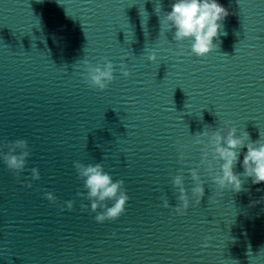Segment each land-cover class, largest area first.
I'll return each instance as SVG.
<instances>
[{"label":"water","instance_id":"1","mask_svg":"<svg viewBox=\"0 0 264 264\" xmlns=\"http://www.w3.org/2000/svg\"><path fill=\"white\" fill-rule=\"evenodd\" d=\"M174 2L0 0V142L24 139L30 150L18 179L0 159V264H264V182L243 175L247 149L234 166L239 193L217 195L200 167L205 194L193 206L189 175L201 157L196 133L226 122L249 133L245 144L264 133V0H217L229 15L217 48L199 58L190 39L177 43L160 24ZM101 57L114 68L103 91L81 78L82 61ZM177 141L188 145L183 162ZM74 161L101 163L124 181L123 215L97 223L81 211L90 202L76 195L86 190ZM178 169L189 198L183 216L173 211Z\"/></svg>","mask_w":264,"mask_h":264},{"label":"clouds","instance_id":"2","mask_svg":"<svg viewBox=\"0 0 264 264\" xmlns=\"http://www.w3.org/2000/svg\"><path fill=\"white\" fill-rule=\"evenodd\" d=\"M155 11L160 14V6L156 7ZM228 15V10L219 4L217 0H175L171 5V11L165 12L161 16L160 24L166 25L168 29H175L173 33L175 42L190 39V53L192 56L199 58L217 48V45L213 43V38H218L220 35L223 21ZM128 55V53H125V57ZM125 57H122V60ZM155 59V53L148 54L147 60L149 62H153ZM100 60L102 63L97 62L96 65L83 60L84 72L81 78L89 88L103 91L114 80V68L107 57H101ZM119 70L121 76L124 78L129 77L130 72L124 63L119 65ZM236 132L237 129L230 122H226L222 130L210 131L204 129L195 134L194 144L202 145V148L199 164L195 168H189V175L194 185L190 190L193 206L199 205L205 194L203 181L197 171L200 167L204 168L211 183L215 186L217 195L226 189L234 193L243 190L240 179L241 173L234 171L241 148L247 149L243 154L242 161H240V165L244 170L243 175L251 178L253 184L264 182V133L260 132L259 139L245 144V141L249 140V133L243 131L237 135ZM3 148L7 149L6 153L2 151ZM176 148L178 162H183L188 145L177 141ZM29 155L28 143L24 139L0 142V159L3 160L6 168L17 179L24 170ZM73 167L77 173V178L83 181V189L86 190V194L77 191L76 195L90 202V208L82 203L80 205L81 211L89 210L96 213L94 219L97 223L116 220L125 213L129 197L126 194L122 179L113 181V177L104 171L101 163L85 165L74 161ZM39 179L38 169L33 167L31 169V180ZM171 184L178 192L177 200L179 202L173 211L176 215L183 216L189 207V198L184 187L183 169L177 170V174L171 178ZM25 186L30 188L32 186L31 181ZM257 191H261V189L258 188ZM43 195L50 203H56V198L51 192H45ZM261 199H264V197ZM161 200L163 207L167 208L169 205L166 197L162 196ZM108 201H112L111 206H108ZM215 202L212 196L208 197V203ZM259 202L254 201L253 203ZM65 207L71 211L73 201H66ZM98 209L100 211H97ZM60 210L63 211L64 208ZM211 240L212 237L206 235L202 248L209 247Z\"/></svg>","mask_w":264,"mask_h":264}]
</instances>
